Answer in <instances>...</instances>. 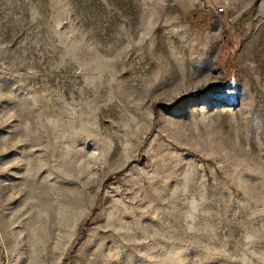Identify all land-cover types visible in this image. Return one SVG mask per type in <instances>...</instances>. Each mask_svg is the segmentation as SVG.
I'll list each match as a JSON object with an SVG mask.
<instances>
[{
  "label": "rangeland",
  "instance_id": "rangeland-1",
  "mask_svg": "<svg viewBox=\"0 0 264 264\" xmlns=\"http://www.w3.org/2000/svg\"><path fill=\"white\" fill-rule=\"evenodd\" d=\"M0 264H264V0H0Z\"/></svg>",
  "mask_w": 264,
  "mask_h": 264
},
{
  "label": "built area",
  "instance_id": "built-area-1",
  "mask_svg": "<svg viewBox=\"0 0 264 264\" xmlns=\"http://www.w3.org/2000/svg\"><path fill=\"white\" fill-rule=\"evenodd\" d=\"M218 13H219L220 15H223V14L225 13V10H224L223 8H221V9L218 10Z\"/></svg>",
  "mask_w": 264,
  "mask_h": 264
}]
</instances>
